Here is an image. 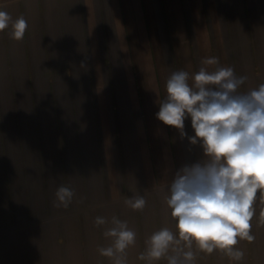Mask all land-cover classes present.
<instances>
[{
  "label": "crops",
  "instance_id": "0c3cea01",
  "mask_svg": "<svg viewBox=\"0 0 264 264\" xmlns=\"http://www.w3.org/2000/svg\"><path fill=\"white\" fill-rule=\"evenodd\" d=\"M19 2V16L28 22L20 51L25 60L19 66L22 70H50L51 126L59 135L64 132L59 127L62 119L70 117L74 130L78 123L82 127L84 145L94 151L98 144V160L91 164L100 166L109 194L114 197L125 189L152 192L168 187L179 169L204 158L199 144L191 145L186 137L181 139L175 128L156 118L157 101L166 95V81L135 79L131 49L139 54L141 48L148 54L157 48L166 54L182 53V69L195 73L203 58L216 53L213 36L217 38L214 45L220 64L233 67L240 76L233 61L224 63L222 54L232 52V48L228 44L226 47L221 38L232 35V22H241L240 35H248L250 42L251 26L255 29L251 22L264 21V0ZM126 6H131L130 14ZM223 22H227L226 28ZM192 41L200 52L197 64L191 52ZM76 69L89 73L86 76ZM42 77L35 72L36 87L45 83L38 81ZM251 82L248 77L240 91L246 92ZM62 84L69 86L68 90L58 91ZM78 85L89 86V94L76 95ZM65 91L67 98L60 97L58 93ZM74 130L70 127L69 133ZM185 132L194 135L190 118L185 121ZM88 140L94 143L93 148Z\"/></svg>",
  "mask_w": 264,
  "mask_h": 264
},
{
  "label": "rangeland",
  "instance_id": "374dc122",
  "mask_svg": "<svg viewBox=\"0 0 264 264\" xmlns=\"http://www.w3.org/2000/svg\"><path fill=\"white\" fill-rule=\"evenodd\" d=\"M19 6V0H0V10L14 19L19 17ZM130 9L131 6L125 7L129 14ZM252 24L255 29L251 26L250 42L248 35H240L241 22H232L229 29L232 35L221 38L226 47L228 44L232 48V52L222 54L224 63L233 61L239 75L248 74L252 80L246 91L264 83V21ZM10 31L0 32V264H111L97 251L108 243L102 235L107 225H94L97 216L109 220L116 216L127 221L137 233L135 246L127 251V264H148L138 259L145 250L147 237L162 227L175 230L164 202L168 187L152 192L125 189L122 195L111 196L100 166L91 164L98 160V144L95 142V146L88 140L91 148L95 146L94 151L88 144L84 145L82 127L78 123L74 130L70 117L62 119L59 127L64 132L57 135L49 115L53 104L50 70H22L19 66L25 60L20 57L22 40L12 39ZM211 39L216 52L214 57L218 58L214 45L217 38L211 36ZM191 45L197 64L200 52L193 41ZM141 51V54L132 53L131 49L135 79L162 83L173 71L182 69V53L166 54L158 48L151 54L142 48ZM77 71L86 76L89 73L88 70ZM35 72L43 76L38 81H45L37 87ZM61 88L68 90L69 86L59 85L58 91ZM89 92V86L78 85L75 94L88 95ZM58 94L67 98L66 91ZM72 126L74 131L69 133ZM70 136H73L71 142ZM88 161L90 163L85 164ZM61 184L76 193L67 209L53 206L54 193ZM136 194L147 201L143 211H133L124 204L126 198ZM254 207L252 234L255 239L242 240L237 245L244 252L243 260L232 261L219 251L198 252L194 264H264V202L259 193ZM153 264H167V261Z\"/></svg>",
  "mask_w": 264,
  "mask_h": 264
},
{
  "label": "clouds",
  "instance_id": "9594fccd",
  "mask_svg": "<svg viewBox=\"0 0 264 264\" xmlns=\"http://www.w3.org/2000/svg\"><path fill=\"white\" fill-rule=\"evenodd\" d=\"M10 29V37L23 40L28 29L24 16L13 18L0 10V32ZM195 73L173 71L166 79V95L158 99L156 118L175 128L191 145L199 144L204 158L179 169L164 197L174 228L162 227L145 240L138 259L148 264H194L197 253L219 251L239 262L244 252L240 241H254L252 220L259 193L264 202V83L241 92L247 76H238L217 57H205ZM158 96V94H157ZM190 118L194 135L185 132ZM53 206L67 209L75 190L61 184ZM133 211H143L144 196L124 200ZM264 216V212H262ZM96 227L105 226L106 246L99 255L111 264H127V251L135 246L137 233L128 222L112 216H97ZM195 247V251L193 248Z\"/></svg>",
  "mask_w": 264,
  "mask_h": 264
}]
</instances>
